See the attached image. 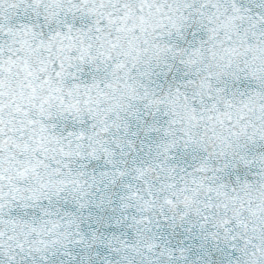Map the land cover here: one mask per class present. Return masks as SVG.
I'll return each mask as SVG.
<instances>
[{
    "label": "snow or ice",
    "instance_id": "6c2138e0",
    "mask_svg": "<svg viewBox=\"0 0 264 264\" xmlns=\"http://www.w3.org/2000/svg\"><path fill=\"white\" fill-rule=\"evenodd\" d=\"M0 264H264V0H0Z\"/></svg>",
    "mask_w": 264,
    "mask_h": 264
}]
</instances>
